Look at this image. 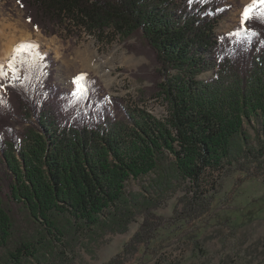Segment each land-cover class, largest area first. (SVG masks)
<instances>
[{
    "label": "trees",
    "instance_id": "16d2710c",
    "mask_svg": "<svg viewBox=\"0 0 264 264\" xmlns=\"http://www.w3.org/2000/svg\"><path fill=\"white\" fill-rule=\"evenodd\" d=\"M16 2L45 34L139 36L156 66L149 96L168 112L157 120L106 98L94 79L76 98V87L57 84L50 55L19 53L16 76H0V264H71L83 238L123 234L137 216L138 230L104 264H143L170 195L183 188L180 222L200 221L215 173L264 179V5L235 36L241 21L216 33L223 0Z\"/></svg>",
    "mask_w": 264,
    "mask_h": 264
},
{
    "label": "rangeland",
    "instance_id": "374dc122",
    "mask_svg": "<svg viewBox=\"0 0 264 264\" xmlns=\"http://www.w3.org/2000/svg\"><path fill=\"white\" fill-rule=\"evenodd\" d=\"M223 4L228 12L217 25V34L236 28L244 8L253 6L252 0H223ZM7 23L34 40V49L51 56L55 80L63 90L71 92L76 87L73 79L83 74L85 79L96 81L106 98L122 99L127 106L140 108L157 120L167 116L166 103L149 96L156 66L151 51L139 36L124 41L112 31L98 34L77 29L70 34L60 30L45 34L28 21L16 0H0V27ZM11 58L0 62L6 69L7 80L12 77L7 67ZM4 85L0 83V90L6 93ZM214 176L213 190L208 185L204 187L207 197H213L210 213L204 219L183 223L176 218L173 208L184 194L183 188L155 211L165 224L155 232L143 264H264V179L243 182L237 173L231 172ZM141 184L131 181L127 188L137 192ZM141 223L142 218L137 216L123 234L101 240L83 238L71 264L107 263ZM154 252H158L157 257Z\"/></svg>",
    "mask_w": 264,
    "mask_h": 264
},
{
    "label": "snow or ice",
    "instance_id": "6c2138e0",
    "mask_svg": "<svg viewBox=\"0 0 264 264\" xmlns=\"http://www.w3.org/2000/svg\"><path fill=\"white\" fill-rule=\"evenodd\" d=\"M253 5L259 3L264 5V0H252ZM254 8L250 7V6H246L244 8V10L241 13V29L240 31H237L235 33H231V35H235V36H240L241 31H249L248 29H246L244 27V23L246 20L253 18L252 13L254 12ZM264 15V14H262ZM252 35H255V33H251ZM36 47L35 45H32L31 42H22L20 44H18L17 46H15V48L13 49V56L12 58L9 60L8 62V69L11 72V74L13 76H16L17 74V67H16V61H17V55L21 52L24 51H31L32 48ZM25 63L24 60H21V64ZM4 66L2 64H0V76L5 75L4 72ZM83 80H84V76L83 74L75 77L73 79V84L76 85V89L75 91L72 93V95L76 98H86L87 96V91H86V87L83 84Z\"/></svg>",
    "mask_w": 264,
    "mask_h": 264
},
{
    "label": "bare ground",
    "instance_id": "6f19581e",
    "mask_svg": "<svg viewBox=\"0 0 264 264\" xmlns=\"http://www.w3.org/2000/svg\"><path fill=\"white\" fill-rule=\"evenodd\" d=\"M18 34H20L18 36ZM12 23L0 27V62L13 56V49L22 42H34Z\"/></svg>",
    "mask_w": 264,
    "mask_h": 264
}]
</instances>
